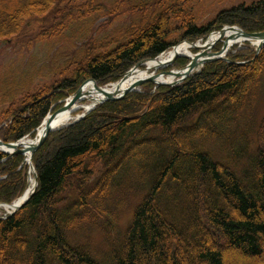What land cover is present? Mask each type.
Listing matches in <instances>:
<instances>
[{
    "label": "trees",
    "instance_id": "obj_1",
    "mask_svg": "<svg viewBox=\"0 0 264 264\" xmlns=\"http://www.w3.org/2000/svg\"><path fill=\"white\" fill-rule=\"evenodd\" d=\"M224 1L0 0V41L7 47L57 45L37 69L0 65V140L33 137L51 107L86 80L115 82L181 41L223 26L264 32V0L226 6L200 21L208 6ZM123 17L130 21L119 27ZM100 19L116 26L99 34L107 23ZM228 60L206 64L180 86L104 103L51 133L32 157L34 194L0 220V264H225L219 249L226 248L264 264V116L254 152L231 146L220 161L208 147L216 139L226 144L239 108L252 107L264 47L256 57L246 47ZM23 159L0 153V203L25 191ZM124 207L131 217L111 238ZM99 231L109 247L102 262L88 247Z\"/></svg>",
    "mask_w": 264,
    "mask_h": 264
},
{
    "label": "rangeland",
    "instance_id": "obj_2",
    "mask_svg": "<svg viewBox=\"0 0 264 264\" xmlns=\"http://www.w3.org/2000/svg\"><path fill=\"white\" fill-rule=\"evenodd\" d=\"M258 0H227L224 1L221 4H214L212 6H208L205 15L200 20L201 22H208L211 20L216 12L220 10L223 7L226 6H234L240 3L245 4H251L254 2H257ZM130 21L129 18L123 17L119 20V27L127 25V23ZM102 22H107L105 25L99 27V31L101 34L104 33H110L116 24L113 22H108L107 19L98 20L97 24H100ZM105 37H100L98 41H95L96 46H100L101 43L105 42ZM183 43V42H181ZM180 43V44H181ZM220 44V43H219ZM219 44H217L216 48L213 51H216V49H219ZM243 44V42L239 43L238 46ZM236 45H233L230 50L235 47ZM252 46V45H251ZM254 48V45L252 46ZM57 48L56 44L51 43H41L32 45L31 47H28V49L21 47L20 43L15 44L13 46H5L4 43L0 42V65L2 66H11L14 68H24L26 66L33 67L35 69L39 68L42 64H47L48 60L51 59V56L53 55L55 49ZM171 70H177L179 69L177 66H174L173 68H168L165 71ZM259 88V89H258ZM258 92L256 93L255 97L252 98V107L248 110H245L242 106L237 111L238 117L237 121L234 123L233 130H231V134H229V137L227 139L226 144L218 143V140L209 142L208 147L214 157L218 158H225L226 150L230 148L231 146H234V142L236 145H244L239 140L240 133H243L246 129L245 126L248 123L249 128L247 129V134L245 137H243L246 140H249V149L254 150V146L258 143V139L256 141V134L257 130L260 124L261 119L264 116V76L261 80V83L258 87ZM138 92H147L149 94H154L156 91L154 88L146 84L144 89H139ZM246 113L247 117L246 118ZM245 129V130H244ZM242 135V134H241ZM245 142V141H243ZM246 143V142H245ZM222 144V145H221ZM241 149V147H240ZM28 171V170H27ZM129 174L124 176L125 178H128ZM142 195L138 197L139 201L142 199ZM133 197L131 198V205L134 204ZM3 209H0V215H3L2 212ZM228 215L232 219H236V214L233 212V210L230 208L228 211ZM131 217V209L123 208L122 211L119 213L118 219H116L114 224V227H110V236L111 238L116 237V235L119 233L124 232L127 222ZM118 240V239H117ZM183 244H185V241H183ZM88 247L92 249L94 252V256L98 260H102L106 254H108L107 250L109 249L108 244L105 241V236L99 231V232H93L88 240ZM222 251V256L224 257H232L235 258L237 255L235 252L232 251V249L226 248V249H219ZM238 257V256H237ZM249 264L250 261L248 260ZM254 264V263H252ZM263 264V263H262Z\"/></svg>",
    "mask_w": 264,
    "mask_h": 264
},
{
    "label": "bare ground",
    "instance_id": "obj_3",
    "mask_svg": "<svg viewBox=\"0 0 264 264\" xmlns=\"http://www.w3.org/2000/svg\"><path fill=\"white\" fill-rule=\"evenodd\" d=\"M226 36L228 38L226 49L227 47H230L232 44L241 41V39L238 38L237 35H234L233 32H226ZM217 38H218L217 35L211 36L208 40L209 41L208 43L211 44L215 42ZM175 55H189V46L187 44H180L176 48L161 54V56L157 58L155 61L146 62L142 66L131 70L125 82L119 85V89L121 90V92L122 91L124 92V90L128 89L136 81L141 80V79L150 78V77L155 78L154 80L157 83L172 82L174 78L173 76L167 77V78L163 76V77H159L156 79L155 74L158 72V70L165 67L167 63H169ZM154 71H157V72H154ZM114 88L115 87H113L111 90H108V88H106L107 89L106 92L111 93L112 90L116 89ZM81 98H82V101L75 103L73 105L72 110H69L57 116L56 120H60L61 122H63V125H66L68 121L74 118V110L75 111L81 110L83 113H85L89 109H91L93 106L97 105L104 97H103V94H100L99 91L95 89L94 85L86 84L81 89ZM43 128L44 127H41L38 130L37 132L38 135L42 133ZM29 143H31V141L26 142L25 145H28ZM25 159H26V162H28L29 154L25 156ZM33 186H34V180L32 176H30L29 184H28V191H30L33 188ZM261 247L264 250V243L262 244ZM224 262L225 264H249L248 259L244 257L242 254H240V257L238 258L225 257Z\"/></svg>",
    "mask_w": 264,
    "mask_h": 264
},
{
    "label": "water",
    "instance_id": "obj_4",
    "mask_svg": "<svg viewBox=\"0 0 264 264\" xmlns=\"http://www.w3.org/2000/svg\"><path fill=\"white\" fill-rule=\"evenodd\" d=\"M222 33V32H221ZM241 35L246 38V39H252V40H258L260 41V45L257 49V52L260 50V48H262V45L264 44V33H259V34H246V33H241ZM197 48V47H194ZM205 55V54H202ZM198 60V56H195L192 60L190 65L187 67V69L181 73H177L175 74V76L179 77V76H183V77H187L197 66ZM206 61H202L200 63H205ZM172 62L168 65H171ZM140 64H137V66H139ZM168 74H172V73H165V75ZM127 77V74L123 77V79L121 81H124L125 78ZM154 80L153 78H149L148 80L144 81V80H140L135 82L129 89L125 90L122 93L118 92H114V93H106L105 91L101 90L100 88H97L98 91H100L101 93L104 94L105 96V100L101 101V103L104 102H114L117 100H122L128 93L133 92L136 88L140 87L141 85H143L144 83H152ZM177 83H172L170 85L168 84H159V85H167V86H173L176 85ZM81 98V92L80 89H78V91L75 93V95L73 96V98L68 101L61 109H59L58 111H56L54 114H52L48 120L45 122V128L43 130V133L38 137V140L35 144L33 145H24L21 142H17V143H12V144H5L3 142L0 141V152L7 154L9 156L12 155H25L27 153H30V160L32 155L35 153V151L45 142L46 138L48 137L49 133L53 131V128L55 126L60 125L62 122L60 120H56L57 116L61 115L62 113H64L65 111L69 110L72 105L77 101L80 100ZM84 116L78 117L74 122L80 120L81 118H83ZM27 201V200H26ZM25 201V202H26Z\"/></svg>",
    "mask_w": 264,
    "mask_h": 264
}]
</instances>
